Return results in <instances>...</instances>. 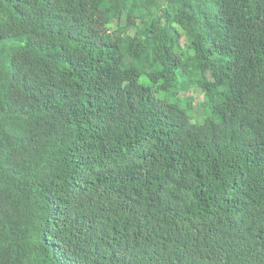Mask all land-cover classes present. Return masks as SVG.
<instances>
[{
  "label": "trees",
  "instance_id": "16d2710c",
  "mask_svg": "<svg viewBox=\"0 0 264 264\" xmlns=\"http://www.w3.org/2000/svg\"><path fill=\"white\" fill-rule=\"evenodd\" d=\"M0 264H264V0H0Z\"/></svg>",
  "mask_w": 264,
  "mask_h": 264
}]
</instances>
